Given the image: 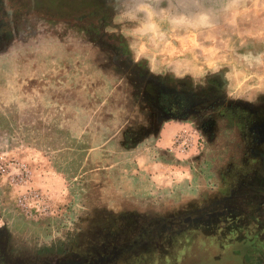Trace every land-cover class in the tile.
Wrapping results in <instances>:
<instances>
[{"label": "rangeland", "instance_id": "1", "mask_svg": "<svg viewBox=\"0 0 264 264\" xmlns=\"http://www.w3.org/2000/svg\"><path fill=\"white\" fill-rule=\"evenodd\" d=\"M256 129L264 0H0V161L49 203L0 176V264H243L247 238L264 264Z\"/></svg>", "mask_w": 264, "mask_h": 264}, {"label": "built area", "instance_id": "2", "mask_svg": "<svg viewBox=\"0 0 264 264\" xmlns=\"http://www.w3.org/2000/svg\"><path fill=\"white\" fill-rule=\"evenodd\" d=\"M193 143V137L185 131H176L170 140L171 149L178 153L186 152ZM0 176H5L9 184L24 187L14 197V205L22 215L38 217L48 211L49 203L46 194L39 189L25 186L29 169L23 162L15 159L0 161Z\"/></svg>", "mask_w": 264, "mask_h": 264}, {"label": "flooded vegetation", "instance_id": "3", "mask_svg": "<svg viewBox=\"0 0 264 264\" xmlns=\"http://www.w3.org/2000/svg\"><path fill=\"white\" fill-rule=\"evenodd\" d=\"M162 99L165 100V101H162V103H164V105H166L168 108H171V109L174 108L176 110H179V108L181 107V101H183L184 98L179 93H164V95H162ZM210 112H216V110L210 111ZM197 127L201 132L207 129V126H205L203 123L200 125H197ZM256 131H257L256 134H254L253 137L249 138V140H252V142H254V144H250V146L255 147V148L259 147V150H262V148H264V143H263L264 137H263L262 133L260 132V130L256 129ZM257 163H258L260 169L262 170V173H264V157L262 155L260 157L257 156ZM262 176H263V174H262ZM262 176H260V177H262ZM245 182H248V184H249L248 186L258 185L259 179H257V181H254V179L252 180V179L246 178ZM252 190H254V189L247 187V186L242 188L240 191H238L236 193V196L234 198V202L231 201L232 202L231 203L229 201V203H228L229 206H231V208H232V207L238 206V203L243 205L246 200L248 201V197H250L253 194ZM262 212H263V210H262ZM259 214H261V213H259ZM262 216L264 217V214ZM199 218H200V216H199ZM193 221H196V220L194 219ZM231 242L236 243V247L233 248L232 251L236 250V253H239L240 255L244 254L242 256V258H244L242 261L243 264H258L259 263L257 261L259 259L258 256L260 254H262L263 249L258 248V246L256 245V242L253 240V238H251V239L247 238L245 240L235 239V240H231L230 243ZM102 262H104V261H102ZM102 262L96 263V264H103ZM64 264H72V263L65 262ZM86 264H92V263H86Z\"/></svg>", "mask_w": 264, "mask_h": 264}]
</instances>
